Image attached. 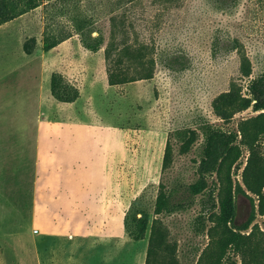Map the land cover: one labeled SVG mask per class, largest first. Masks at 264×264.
Returning a JSON list of instances; mask_svg holds the SVG:
<instances>
[{
  "label": "rangeland",
  "instance_id": "1",
  "mask_svg": "<svg viewBox=\"0 0 264 264\" xmlns=\"http://www.w3.org/2000/svg\"><path fill=\"white\" fill-rule=\"evenodd\" d=\"M76 19H86L92 36H105L99 51L83 45ZM46 35L67 38L46 51ZM113 37L114 54L122 56L121 66L129 71L138 65L129 62L127 48L155 58L151 78L109 83L105 48ZM27 42L33 45L31 53L25 50ZM240 50L252 62L250 77L242 75ZM55 72L78 87L76 101L55 98ZM262 73L264 0H42L0 26V264H35L34 229L41 227L32 216L31 176L27 184L11 183L16 169L10 166L17 156L10 145L20 130L29 174L37 155L44 166L78 157L94 163L117 161L124 193L118 226L136 233L137 218L146 213L147 239L155 218L166 235L153 264H197L210 243L209 216L217 210L218 192L212 191L219 183L214 172L206 177V188L192 190L200 178L204 130L214 126L241 133V123L260 113L250 107L226 120L215 114L212 102L234 82L247 92L249 80ZM192 130L195 140L183 151ZM241 138L240 167L234 166L232 175L243 183L249 149ZM260 144L264 154V133ZM161 193L174 204L172 212H155ZM247 193H237V225L251 213L250 196L258 203L255 194ZM21 198L24 211L11 216L5 200ZM94 214L50 225L102 230L103 216L97 210ZM253 225L264 232V213L258 212L248 232ZM225 264H242L241 256L230 250Z\"/></svg>",
  "mask_w": 264,
  "mask_h": 264
},
{
  "label": "trees",
  "instance_id": "2",
  "mask_svg": "<svg viewBox=\"0 0 264 264\" xmlns=\"http://www.w3.org/2000/svg\"><path fill=\"white\" fill-rule=\"evenodd\" d=\"M42 0H0V25L16 19L28 11L41 5ZM86 19H76L75 27L81 36L83 45L90 51H99L105 43V36L100 33L92 36V31L87 30ZM46 35L43 39L46 51L55 47L66 39ZM32 41H35L34 39ZM238 42L235 46H238ZM116 41L113 37L105 48V58L108 62V81L111 85L128 83L138 79H148L154 74L153 67L155 58L147 57L140 50H125L130 63L138 65L135 72L121 66L125 61L122 56H115ZM27 53L33 51V45L25 44ZM135 50V51H134ZM136 52V53H134ZM126 56V55H125ZM127 57V56H126ZM242 75L250 77L253 72L250 58L240 50ZM244 92L243 85L232 83L230 88L218 94L213 102V110L220 118L230 120L237 112L253 108L260 113L241 123L240 132L226 131L219 127L207 126L204 130L205 142L203 155L198 165L200 178L192 186L193 192L197 193L208 186L206 177L217 173L219 183L217 188V210L212 212L209 218L213 224L208 229L210 243L203 250L197 264H225L226 256L230 250L239 254L242 264H264V232L255 229L247 230L252 226L259 213H264V154L260 148V138L264 133V73L251 78ZM51 91L55 98L63 102H74L80 97V90L68 81L61 73L55 72L51 78ZM182 145L183 151H188L195 140V131L192 130ZM241 142L248 146L249 156L243 169V183L233 179L232 169L240 167L239 159L242 154L239 145ZM247 190L258 197V203L253 196L252 210L248 219L241 225L235 223L237 213V193L247 194ZM175 209L166 194L161 193L156 203V213L172 212ZM202 217V215L200 216ZM150 216L142 214L137 218L138 231L130 233L137 239L147 238V230ZM160 221L154 219L151 233L148 238V253L146 264H153L157 259V248L165 241V232L162 230Z\"/></svg>",
  "mask_w": 264,
  "mask_h": 264
},
{
  "label": "crops",
  "instance_id": "3",
  "mask_svg": "<svg viewBox=\"0 0 264 264\" xmlns=\"http://www.w3.org/2000/svg\"><path fill=\"white\" fill-rule=\"evenodd\" d=\"M14 140L10 149L17 157L10 167L16 172L11 183L26 180L27 184L31 176L35 190L32 216L41 223L40 228L34 229L35 264H146L148 239H137L118 226L124 193L122 167L117 161L94 163L78 157L44 166L37 155L29 174L27 153L20 144L22 130L15 132ZM5 201L11 216H20L24 211L26 204L22 198ZM96 210L103 216L99 220L102 230L50 225L53 221L83 216L85 212L94 214Z\"/></svg>",
  "mask_w": 264,
  "mask_h": 264
}]
</instances>
